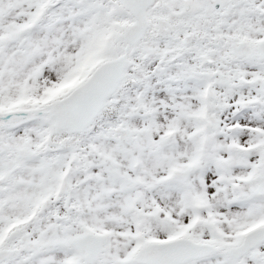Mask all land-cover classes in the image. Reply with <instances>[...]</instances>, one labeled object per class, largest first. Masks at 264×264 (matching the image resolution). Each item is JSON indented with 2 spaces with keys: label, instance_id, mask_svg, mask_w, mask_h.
Listing matches in <instances>:
<instances>
[{
  "label": "snow or ice",
  "instance_id": "obj_1",
  "mask_svg": "<svg viewBox=\"0 0 264 264\" xmlns=\"http://www.w3.org/2000/svg\"><path fill=\"white\" fill-rule=\"evenodd\" d=\"M0 264H264V0H0Z\"/></svg>",
  "mask_w": 264,
  "mask_h": 264
}]
</instances>
